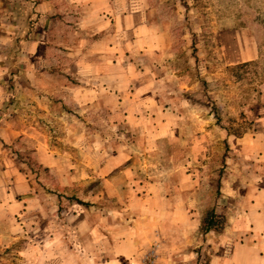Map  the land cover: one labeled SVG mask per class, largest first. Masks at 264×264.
<instances>
[{"label":"rangeland","instance_id":"obj_1","mask_svg":"<svg viewBox=\"0 0 264 264\" xmlns=\"http://www.w3.org/2000/svg\"><path fill=\"white\" fill-rule=\"evenodd\" d=\"M47 1L48 75L4 86L0 264H264V0Z\"/></svg>","mask_w":264,"mask_h":264},{"label":"crops","instance_id":"obj_2","mask_svg":"<svg viewBox=\"0 0 264 264\" xmlns=\"http://www.w3.org/2000/svg\"><path fill=\"white\" fill-rule=\"evenodd\" d=\"M52 3L47 0H0V111L8 94L4 86L10 78L26 76L31 80L30 76H33L36 78L33 79L34 84H39L41 78L48 75L43 61L57 52L48 34L56 25ZM17 71L18 74L13 73ZM38 97L43 96L40 94ZM17 129L5 119H0V155L6 153L7 145L12 144ZM7 173L6 170L4 174ZM11 174L12 171L9 180ZM4 194L6 192L0 190V196ZM0 214L3 222H0V227H6L7 220L13 216L12 211L0 204ZM116 244L111 250L113 260L138 256L136 251L124 252L123 244Z\"/></svg>","mask_w":264,"mask_h":264},{"label":"trees","instance_id":"obj_3","mask_svg":"<svg viewBox=\"0 0 264 264\" xmlns=\"http://www.w3.org/2000/svg\"><path fill=\"white\" fill-rule=\"evenodd\" d=\"M208 230H213V226H211V225L209 226V225H208V226L205 228V231H208Z\"/></svg>","mask_w":264,"mask_h":264}]
</instances>
